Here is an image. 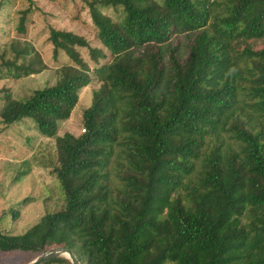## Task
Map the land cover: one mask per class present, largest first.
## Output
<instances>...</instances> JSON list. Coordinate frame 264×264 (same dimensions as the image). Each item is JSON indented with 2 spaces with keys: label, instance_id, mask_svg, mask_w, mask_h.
<instances>
[{
  "label": "trees",
  "instance_id": "1",
  "mask_svg": "<svg viewBox=\"0 0 264 264\" xmlns=\"http://www.w3.org/2000/svg\"><path fill=\"white\" fill-rule=\"evenodd\" d=\"M98 3L120 8L122 19L102 17L94 10ZM89 6L111 60L99 64L106 58L99 49L51 28L54 60L62 52L75 65L62 66L54 85L25 100L10 92L1 100V124L30 116L40 135L53 137L80 91L100 83L84 112L85 138L55 139L64 208L24 233L0 231V254H21L25 263L66 249L79 264H264V131L236 106L235 86L240 52L251 71L245 87L264 109V46L250 44L264 38V0H237L215 17L210 0ZM174 34L186 39L185 60L180 41L171 42ZM21 45L12 42L11 60L1 54L0 79L44 69L32 45ZM78 48L89 49L93 68ZM120 100L127 109H119ZM115 162L124 171L120 188L111 180ZM41 264L72 263L58 257Z\"/></svg>",
  "mask_w": 264,
  "mask_h": 264
},
{
  "label": "rangeland",
  "instance_id": "2",
  "mask_svg": "<svg viewBox=\"0 0 264 264\" xmlns=\"http://www.w3.org/2000/svg\"><path fill=\"white\" fill-rule=\"evenodd\" d=\"M95 1L101 0H0V56L5 54V51V59L11 60L10 45L13 41H19L20 45L21 42L31 44L45 66L40 73L19 80L0 79V110L4 104L1 100L5 93L10 92L14 99L25 100L35 90L54 85L59 79L62 66L75 65L62 52L58 60H54L53 46L49 41L51 28L78 35L84 38L91 48L99 49L106 56L105 59H99V64H106L111 60L109 52L97 37L94 15L89 6V3ZM154 1L159 5L162 4V0ZM236 1L210 0L211 17L220 15L228 5ZM94 10L114 22L120 21L123 17L120 8L103 7L98 3ZM21 21L26 30L24 34L17 32ZM179 41V56L181 60H185L186 39L184 35L178 38L174 34L171 42L176 45ZM250 44L260 48L264 46V38L252 41ZM241 48L240 46L239 50H242ZM77 50L88 67L93 68L89 49ZM239 54L240 52L236 53L240 71L235 82L236 106L240 108L244 117L253 121V126L262 127L264 131V109L256 105L252 94L245 87L247 78L251 75L248 69V57ZM165 61L169 70L168 60ZM2 62L0 59V66ZM99 87L100 83L93 80L80 91L77 103L68 119L57 121L53 137L40 135L35 121L30 116L9 126H4L0 122V231L11 234L24 233L43 215L64 208L65 195L55 171L59 167L55 139L65 138L73 143H79L85 138L88 128L85 124L84 112L92 105L93 95ZM159 90L167 95L164 84ZM167 96L171 97L169 94ZM117 103L120 110L127 109L128 105L124 100ZM120 116L124 115L120 114ZM221 135L226 143H233L228 134L221 133ZM117 162L126 164L119 158ZM198 171L197 166L195 172ZM123 174L124 171L116 166L115 162L111 168V180L115 187L122 186ZM25 261V257L21 254H0V264H24Z\"/></svg>",
  "mask_w": 264,
  "mask_h": 264
},
{
  "label": "water",
  "instance_id": "3",
  "mask_svg": "<svg viewBox=\"0 0 264 264\" xmlns=\"http://www.w3.org/2000/svg\"><path fill=\"white\" fill-rule=\"evenodd\" d=\"M58 257H64L67 260H69L72 264H79V261L73 255V253L69 250H66V249L51 250L47 253H44V254L38 256L37 258H35L34 260H32L31 262H29L27 264H41V263H44L47 261H51V260L58 258Z\"/></svg>",
  "mask_w": 264,
  "mask_h": 264
},
{
  "label": "built area",
  "instance_id": "4",
  "mask_svg": "<svg viewBox=\"0 0 264 264\" xmlns=\"http://www.w3.org/2000/svg\"><path fill=\"white\" fill-rule=\"evenodd\" d=\"M83 132H84V130H83Z\"/></svg>",
  "mask_w": 264,
  "mask_h": 264
}]
</instances>
